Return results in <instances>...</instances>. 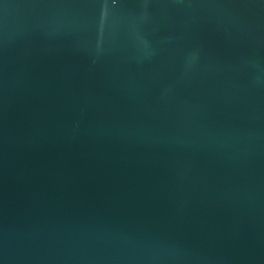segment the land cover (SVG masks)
<instances>
[{"label":"water","instance_id":"obj_1","mask_svg":"<svg viewBox=\"0 0 264 264\" xmlns=\"http://www.w3.org/2000/svg\"><path fill=\"white\" fill-rule=\"evenodd\" d=\"M0 264H264V0H0Z\"/></svg>","mask_w":264,"mask_h":264}]
</instances>
